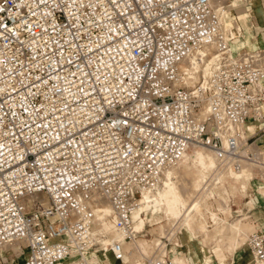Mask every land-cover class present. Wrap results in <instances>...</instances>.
<instances>
[{
  "label": "built area",
  "instance_id": "2783aa9c",
  "mask_svg": "<svg viewBox=\"0 0 264 264\" xmlns=\"http://www.w3.org/2000/svg\"><path fill=\"white\" fill-rule=\"evenodd\" d=\"M231 3L0 0V248L18 242L1 264L122 261L141 193L192 146L264 166L242 134L264 127V50L233 48ZM245 244L264 264V229Z\"/></svg>",
  "mask_w": 264,
  "mask_h": 264
},
{
  "label": "bare ground",
  "instance_id": "6f19581e",
  "mask_svg": "<svg viewBox=\"0 0 264 264\" xmlns=\"http://www.w3.org/2000/svg\"><path fill=\"white\" fill-rule=\"evenodd\" d=\"M235 29L234 20L232 18L227 19L225 22L227 34H235ZM202 52V50L197 51L188 57L184 67L189 69L191 73L198 70L206 72V68L201 69L197 63V58ZM254 124L259 125V122L248 123L245 128H242L243 136H246V133L249 131L248 129H252ZM252 141L251 144L253 143L254 147L259 149L258 144ZM258 156L260 161L263 160V154V157L259 154ZM255 167L260 170V176L264 178L263 165L244 164L239 170L235 171L229 168L227 164L221 162L208 147H190L176 164L167 167L163 171L158 185L141 193L140 200L131 213L134 231L139 232L145 227L146 222H148L149 225L153 226L152 230H155L158 235H165L175 246H181L182 239L179 233L182 229L192 237L203 236L208 241L212 240V237H214L212 233L214 232L211 233L210 227L212 226L209 223L212 222L213 225H216L222 221V217L217 212L220 210L219 204H221V201L219 204H216L218 206H216L217 211L214 210L215 208H212V202L210 201V197L214 196L215 189L218 187L216 186V182L229 175L231 182L228 183L230 184L228 186L234 191L236 189L234 182L246 185L248 180L257 173L254 171ZM238 184L237 186L239 187L240 185ZM238 189L236 190L238 191ZM239 191L242 195L248 193H246V186L241 187ZM259 191L264 195V188H260ZM216 193L219 194V192ZM222 195L220 193L219 197L224 199V194ZM215 201L217 200L215 199ZM99 207L101 211L99 228L102 231L110 233L109 239L122 240V235L113 229L112 220L108 216L110 213L109 205L106 202H102ZM159 212H163L164 214V223H161L160 216L158 215ZM240 222L243 221L238 219L229 223V225L223 228L214 242L213 247L215 251L221 254L222 260L228 264H231L233 261L232 253L242 243H246L250 232L248 228L241 226ZM17 244L18 242L5 244L0 248V254H3L5 251L15 252ZM123 246L126 252L119 264H149L152 252L156 247L159 248L158 252L165 255H167L168 251H173L172 249L167 250L165 242L157 237H154L150 241H147L145 238L135 237L130 241H123ZM192 246L191 239H188L185 243V249L190 250ZM206 252L202 253V264L211 262V257L208 251ZM169 257L176 264H191L184 251L172 253ZM89 262L91 263L92 261L89 260ZM106 263L111 264L110 260H107ZM246 263L253 264L251 255L246 260Z\"/></svg>",
  "mask_w": 264,
  "mask_h": 264
},
{
  "label": "rangeland",
  "instance_id": "374dc122",
  "mask_svg": "<svg viewBox=\"0 0 264 264\" xmlns=\"http://www.w3.org/2000/svg\"><path fill=\"white\" fill-rule=\"evenodd\" d=\"M231 2L232 6L230 7L229 18H232L234 20V26L236 28V33L230 34L232 35L233 48L242 46L240 51H252L258 48L264 50V12H262L264 11V0H231ZM256 41H258V43L260 44L257 47L255 46ZM263 128L260 129L257 133H254L256 135L253 134L249 138L250 141L253 140L252 142L255 141L254 143H258L259 149L262 151L264 150V146H262V140L264 137ZM259 134H261L262 140L260 139ZM251 148L255 151H259V149H256L254 147L253 143L251 144ZM260 155L262 156V154ZM254 171L257 173L248 180L246 185H244L243 183L234 182L236 184V189H240L241 187L246 186V193H248L245 195L239 193V189L238 191L234 189V191L236 190L234 192L232 188H229L228 185L230 184L228 183L231 182V177L229 175H226L224 179L218 180L216 182L217 185L214 184L218 186L216 187L215 191L219 192V194L221 193V195L224 194V199L220 198L219 194H217L216 192L213 197H210L212 208H215L214 210L216 211V208L218 207L216 204H219V202L221 201V204H219L220 210H218L217 212L222 217V221H220L216 225H213L212 222L209 223L211 224L210 226H212L210 227L211 233L214 232L212 233L214 236L212 237V240L208 241L203 236L192 237L188 235V232L182 229L179 233L180 238L182 239L181 246H175L173 243H171L170 240L167 239L165 235H158L155 230H152L153 226L149 225L148 222H146L145 227L137 233L136 237L145 238L147 241L152 240L154 237L159 238L160 240L165 242L167 250H173L172 252H167V256L169 259L170 254L184 251L186 252V256L190 260L191 264H202V253L208 250V254L211 257V264H227L218 261L213 252L215 239L218 238L223 228L229 225V223L241 219V221H243L240 222L241 226L248 228L249 231L257 227L264 229V195H262L259 191L260 188H264V178L260 176V170L257 167L254 168ZM237 184L240 186L238 187ZM219 190L223 191L220 192ZM214 197L217 201H215ZM158 215L160 216L161 223H164L163 221H165V219L163 212H159ZM248 223H251V226ZM257 223L261 224L263 227ZM188 239H191L193 245L190 250L185 249V243L186 241H188ZM12 253L13 252L5 251L3 254H0V264L2 262H7L9 258L8 255H12ZM232 255L234 258L233 264H247L246 260L248 259V257H250V252L248 251L245 242L242 243L232 253ZM22 256L23 253L21 251L20 253H17L14 258L20 259ZM110 262L111 264L120 263L113 260H110ZM253 264L255 263L253 262Z\"/></svg>",
  "mask_w": 264,
  "mask_h": 264
},
{
  "label": "crops",
  "instance_id": "0c3cea01",
  "mask_svg": "<svg viewBox=\"0 0 264 264\" xmlns=\"http://www.w3.org/2000/svg\"><path fill=\"white\" fill-rule=\"evenodd\" d=\"M263 44H264V41H263ZM263 44H261V45H263ZM260 44L258 43V41H256V43H255V46L257 47V46H259ZM257 127H259V125L258 124H254V126H253V128L252 129H248L249 131H253V132H255L256 131V133L258 132L256 129H257ZM260 132H262V131H260ZM263 132H264V130H263ZM259 136H260V139L262 140V137H261V134H259ZM253 138H254V136H253ZM256 138V137H255ZM258 144V143H257ZM262 146H264V137H263V140H262ZM257 224H259V223H257ZM260 226H262L261 224H259ZM263 227V226H262ZM208 251V250H207ZM213 252H214V255H215V257H216V259L218 260V261H220V262H223V263H225L223 260H222V256H221V254H218L216 251H215V249L213 248ZM233 262H234V258H233V261H232V263L231 264H233ZM208 264H211V262L210 263H208ZM228 264V263H227Z\"/></svg>",
  "mask_w": 264,
  "mask_h": 264
}]
</instances>
